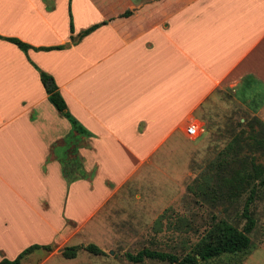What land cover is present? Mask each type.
I'll return each instance as SVG.
<instances>
[{
  "label": "crops",
  "instance_id": "obj_1",
  "mask_svg": "<svg viewBox=\"0 0 264 264\" xmlns=\"http://www.w3.org/2000/svg\"><path fill=\"white\" fill-rule=\"evenodd\" d=\"M0 35L66 44L25 54L0 37V260L31 244L60 254L123 200L217 198L219 170L264 169V0H0ZM252 230L234 264H264Z\"/></svg>",
  "mask_w": 264,
  "mask_h": 264
},
{
  "label": "rangeland",
  "instance_id": "obj_2",
  "mask_svg": "<svg viewBox=\"0 0 264 264\" xmlns=\"http://www.w3.org/2000/svg\"><path fill=\"white\" fill-rule=\"evenodd\" d=\"M179 141L184 148L198 144L201 138L192 141L184 137ZM255 154L264 162L261 151L255 150ZM179 159L184 163L180 155L173 156L171 161L175 164L170 165L171 169L167 170H172V167L179 164ZM262 165L264 167V164ZM200 173L199 170L185 171V184L190 183ZM159 184H162L161 181ZM245 197L246 194L235 203L227 205L225 214L220 213L221 205L212 206L200 198H132L128 202L123 200L111 211V217L103 220L100 226L95 225L98 224V216H95L90 228L87 227L84 233L73 236L68 242V245L94 243L101 247L103 254H93L79 249L74 258H66L61 253L47 256L48 252L38 249L23 258V264H39L45 256L49 259L46 264H126L125 253L134 254L142 248L170 252L182 257L190 250L200 234L214 222V215L224 217L228 222L241 228L245 223V219L241 216ZM249 211L255 218V226L252 230L253 242H255L264 235V186L258 187V192L249 205ZM57 247L54 244V251L58 249ZM241 258L242 256L238 254L223 255L200 264H234ZM140 264L171 263L145 259Z\"/></svg>",
  "mask_w": 264,
  "mask_h": 264
},
{
  "label": "trees",
  "instance_id": "obj_3",
  "mask_svg": "<svg viewBox=\"0 0 264 264\" xmlns=\"http://www.w3.org/2000/svg\"><path fill=\"white\" fill-rule=\"evenodd\" d=\"M95 27H97V24L79 32L77 38L80 39ZM70 30L71 32L73 31L72 22H70ZM0 37L15 43L25 54L28 53V49L30 48L51 50L62 49L66 46V44H61L33 47L16 37H3L1 35ZM32 64L39 70L42 84L53 106L68 119L74 130L81 134L88 133L68 111L65 100L60 94L53 76L39 69L34 63ZM252 165V170H219L214 178V190L217 193V198H200L202 201L212 206L221 205L220 213L225 214L227 205L235 203L243 193L247 192L246 200L244 201L241 211V216L245 219V223L241 228L236 224L228 222L224 217H216V215H214V222L208 229L200 234V237L192 245L190 250L182 257H178L176 254L170 252L142 248L134 254L126 252V259L133 262H142L145 259H156L176 264H200L222 257L223 255H240L245 253L251 243L248 233L255 226V218L250 214L249 205L255 198L258 187L264 186V177L261 176L264 174V169L256 168L253 163ZM40 248L51 251L53 246L51 244H31L19 252L15 258L0 260V264H22L23 258L32 251ZM79 249H84L93 254L104 253V251L94 243H88L86 245H67L63 247L61 253L66 258H73L76 256Z\"/></svg>",
  "mask_w": 264,
  "mask_h": 264
},
{
  "label": "built area",
  "instance_id": "obj_4",
  "mask_svg": "<svg viewBox=\"0 0 264 264\" xmlns=\"http://www.w3.org/2000/svg\"><path fill=\"white\" fill-rule=\"evenodd\" d=\"M187 134L190 136H195L199 131V124L196 122L189 123L186 127Z\"/></svg>",
  "mask_w": 264,
  "mask_h": 264
}]
</instances>
